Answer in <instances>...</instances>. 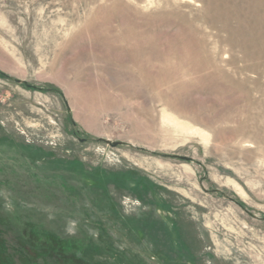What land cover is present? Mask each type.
Instances as JSON below:
<instances>
[{"label": "rangeland", "instance_id": "obj_1", "mask_svg": "<svg viewBox=\"0 0 264 264\" xmlns=\"http://www.w3.org/2000/svg\"><path fill=\"white\" fill-rule=\"evenodd\" d=\"M0 264H264V0H0Z\"/></svg>", "mask_w": 264, "mask_h": 264}]
</instances>
